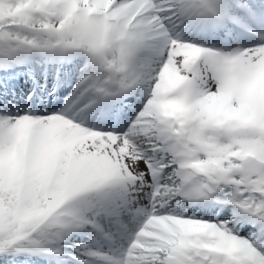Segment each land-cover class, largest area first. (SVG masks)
<instances>
[{"label":"snow or ice","instance_id":"6c2138e0","mask_svg":"<svg viewBox=\"0 0 264 264\" xmlns=\"http://www.w3.org/2000/svg\"><path fill=\"white\" fill-rule=\"evenodd\" d=\"M0 264H264V0H0Z\"/></svg>","mask_w":264,"mask_h":264}]
</instances>
